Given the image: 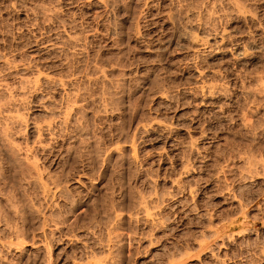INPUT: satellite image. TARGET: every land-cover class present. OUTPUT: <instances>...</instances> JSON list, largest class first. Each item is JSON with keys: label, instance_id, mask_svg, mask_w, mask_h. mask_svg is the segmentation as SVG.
<instances>
[{"label": "rangeland", "instance_id": "1", "mask_svg": "<svg viewBox=\"0 0 264 264\" xmlns=\"http://www.w3.org/2000/svg\"><path fill=\"white\" fill-rule=\"evenodd\" d=\"M238 1L247 15L232 0H0V63L17 64L1 63L8 88L0 106L27 121L6 125L0 113V264L103 263L107 248L114 264H264V0ZM195 20L230 39L196 57L180 38ZM236 46L246 55L236 58ZM38 70L68 83L21 88V77ZM204 82L216 86L213 95ZM73 102L79 108L62 135H42L46 150L33 153L48 185L64 189L47 197L6 139L32 146L30 125L63 117ZM250 155L259 160L252 175ZM154 190L166 194L151 208L157 225L137 209ZM232 216L242 222L226 238L202 242Z\"/></svg>", "mask_w": 264, "mask_h": 264}, {"label": "bare ground", "instance_id": "2", "mask_svg": "<svg viewBox=\"0 0 264 264\" xmlns=\"http://www.w3.org/2000/svg\"><path fill=\"white\" fill-rule=\"evenodd\" d=\"M100 1V0H99ZM104 1V0H103ZM231 2V1H230ZM240 2L241 1H238V0H232V3H233V6L236 8V10L241 14V16L243 15V14H246L247 15V13H245V11H244V7H243V5H245V4H243V5H241L240 4ZM107 3H109V2H107ZM106 4V3H105ZM104 5V4H103ZM247 11V10H246ZM237 12V13H238ZM249 13H250V11H249ZM37 14V13H36ZM245 15V16H246ZM198 16V15H197ZM238 16H239V14H238ZM244 16V15H243ZM239 18V17H238ZM243 18V17H242ZM241 18V19H242ZM248 19V18H247ZM244 20V19H243ZM191 22V21H190ZM189 23V22H188ZM139 24V23H138ZM137 24V25H138ZM207 23H204L203 24V22H201V21H192L188 26H187V28L184 30V31H182V33H181V35H180V38L182 39V40H185V41H187V42H189L190 44H191V46L193 47V53H194V55H196V57H198L199 55H201L202 54V51L204 50L205 51V48L206 47H213V45H221V44H223L224 42L225 43H227L226 41L228 40V39H230V33L226 30V29H223V30H219V31H217L216 29H214V28H212V27H210L209 25H206ZM198 31V32H200L201 33V36H199V34L198 33H195V31ZM113 33L114 34H116L117 36H118V38H119V32H118V30H114L113 31ZM138 33H139V31H138ZM140 35V34H139ZM250 36V35H249ZM67 38H68V35H67ZM87 40V39H86ZM119 40H120V38H119ZM122 40V39H121ZM181 40V41H182ZM68 41H70L71 43H72V45H74V46H76V47H82V44H80L79 42H80V39L79 38H77V36L76 37H73V36H71V35H69V39H68ZM211 41H213V43H215V44H213L212 45V42ZM69 42V43H70ZM250 43V42H249ZM252 43V42H251ZM62 46V45H61ZM222 46V45H221ZM225 46H226V44H225ZM251 46V45H250ZM253 46V45H252ZM219 47V46H218ZM214 48V47H213ZM217 48V47H216ZM221 48H223V46L221 47ZM224 48H226V47H224ZM60 49V48H59ZM208 49H210V48H208ZM220 49V48H219ZM218 49V50H219ZM228 49V48H227ZM226 49V50H227ZM232 49V48H231ZM73 50V49H72ZM75 50V49H74ZM82 50V49H81ZM192 50V49H191ZM233 50H234V52H233V54L236 56V58L237 57H239V56H245L246 55V52L248 51V49L246 50V48L245 47H242V46H236V47H234L233 48ZM232 50V51H233ZM209 51V50H208ZM220 51H222V50H220ZM250 51V50H249ZM216 52H217V49H216ZM216 52H214V49H212V50H210L209 51V53L210 54H214V53H216ZM219 52V51H218ZM228 52V51H227ZM227 52H225L223 55H226V53ZM230 52V51H229ZM222 53V52H221ZM220 53V54H221ZM203 54H204V52H203ZM209 54V55H210ZM4 56V55H3ZM216 56V55H215ZM4 58H6V57H4ZM8 59H4L1 63L2 64H4L2 67H6V69L8 68V69H12V68H15V67H17V64H15V62H13L12 60H9V57H7ZM0 59H3V58H1V55H0ZM0 63V66L2 65ZM96 63V62H95ZM122 64V63H121ZM123 65V64H122ZM30 66V65H29ZM195 67H196V64H195ZM101 68V67H100ZM104 68V67H103ZM106 68V67H105ZM200 68V67H199ZM1 69V68H0ZM7 69V70H8ZM15 69H17V68H15ZM29 69V68H28ZM39 69V68H38ZM194 69V68H193ZM4 70V69H3ZM41 70V69H40ZM29 71H30V69H29ZM32 71V70H31ZM104 71V70H103ZM204 71V70H203ZM202 70H199L198 68H195L194 69V72H195V74H197V75H200V76H203L204 75V72H203ZM36 71H34V73H35ZM101 72H102V69H101ZM105 72V71H104ZM1 73V72H0ZM9 73V72H8ZM33 73V74H34ZM32 74V75H33ZM69 74V73H68ZM103 74V73H102ZM66 75V74H65ZM106 75V74H105ZM5 76V75H4ZM199 76V77H200ZM221 76V75H220ZM29 76H23V77H21V81H19L20 83H21V88L23 87V88H27V89H32L33 90V88L34 89H36L38 86H40L43 82L45 83H50L51 85H53V83H54V86L55 85H58V86H64L65 84L67 85V83H68V80H64V78H54V77H51V75L50 76H48V74L47 75H45V74H43L42 72H40L39 70L36 72V74L34 75V76H32V77H29ZM91 77V76H90ZM104 77V76H103ZM77 78V77H76ZM203 78V77H202ZM108 79V78H107ZM257 81V80H256ZM264 81V80H263ZM207 82V81H206ZM43 83V84H44ZM205 83V82H204ZM210 83H212V82H210ZM40 84V85H39ZM214 87H216V86H214V85H209V84H207V83H205V85H202V87L201 88H206L207 89V92H208V94H212V92H214L213 90H215L214 89ZM8 88V83L5 81V79L3 78V75L1 76L0 75V92H2V91H7L6 89ZM75 88V87H74ZM221 88V87H220ZM26 89V90H27ZM205 89V90H206ZM80 91V90H79ZM164 91V90H163ZM201 91H203L202 89H201ZM21 92V91H20ZM3 93V92H2ZM9 93H11V92H9ZM67 93V92H66ZM206 93V92H205ZM50 95V94H49ZM209 95V96H210ZM213 95V94H212ZM9 96V95H8ZM28 96V95H27ZM111 96V95H110ZM164 96H166V95H164ZM205 96V95H204ZM209 96L207 95L206 97L207 98H209ZM7 97V96H6ZM19 97V96H18ZM44 97V96H43ZM81 97V96H80ZM83 97V96H82ZM210 97H212V96H210ZM9 98V97H8ZM13 98V97H12ZM15 98H17V97H15ZM14 98V99H15ZM76 98V97H75ZM112 98V97H111ZM13 99V100H14ZM73 99V98H72ZM10 100V99H9ZM76 100V99H75ZM113 100V99H112ZM8 101V100H7ZM24 101V100H23ZM66 101V100H65ZM74 101V100H73ZM25 102V101H24ZM2 103V102H1ZM7 103V102H6ZM9 103V102H8ZM11 103V102H10ZM62 103V102H61ZM72 103V102H71ZM82 104V103H81ZM1 105V104H0ZM23 105V104H22ZM78 105V104H77ZM17 107V106H16ZM76 107H78L79 108V106H76V103H74L73 102V104H68L66 107H65V110L64 111H62V113L64 114L63 115V117H62V115H61V113H60V116L58 115V117L60 118V117H62L61 118V120L59 121L58 120V117H57V119H56V116H54L55 118H53L54 119V121H52L51 119H50V117H49V119H50V121L48 122V121H44V123H37V122H35V123H32L31 121V125H30V131L35 135V140H34V142H33V144H32V146H28V145H26V147H21V145H20V147H19V145L18 146H16L15 144L16 143H12V142H10L8 139H6V141H8L9 142V145L11 146L9 149H10V151H9V149H8V151L7 152H10V156H11V154H12V156L14 157V159L16 158H18V160L19 161H21V163H23V165H25V169L27 170V173H29V176L30 177H32L36 182H37V184H39L38 186H40L41 188H42V191H43V194L45 195V196H47V197H54L55 196V194H60V193H62L63 191H64V189H63V186H61L60 185V182H58L57 180H55V181H57V182H54V181H52V182H54V185L53 186H51V185H48V182H46L43 178V175H45V174H43V170H41L40 169V167L38 166V163H39V161L37 162L36 160L37 159H35L34 158V156L35 155H33V153H34V151H36V150H46V146L47 145H45L42 141H43V139H42V135H48L47 137H49V139L50 140H52V139H55V138H57V137H59L60 135H62L61 133L59 134V131H63V128H65V127H67V124L69 123V121H70V114H71V112H73V113H75L76 114V112L74 111V110H76ZM4 108V106H0V113L1 112H7V114H5L4 116V119H5V123L6 122H10V123H12L13 124V126H14V124H17V125H19V126H21V125H25V127L27 126L25 123H27V121L26 120H24V118H23V116H21L20 115V113H13V111H15V110H9V109H3ZM52 108V107H51ZM11 109V108H10ZM47 109V108H46ZM78 110V109H77ZM82 110V109H81ZM104 110H106V108L104 109ZM57 111V110H56ZM60 112V111H59ZM104 112V111H103ZM112 112V111H111ZM72 113V114H73ZM59 114V113H58ZM3 116V115H2ZM28 116V115H27ZM72 116H74V115H72ZM76 116V115H75ZM27 118V117H26ZM73 118V117H72ZM71 118V119H72ZM83 118V117H82ZM48 119V120H49ZM58 120V122H56V120ZM80 119V118H79ZM3 120V119H2ZM46 120V119H45ZM74 120H75V118H74ZM78 120V119H77ZM41 122V121H40ZM77 122H79V121H77ZM81 122V121H80ZM12 124H11V126H12ZM77 124V123H76ZM6 125H7V123H6ZM143 125V124H142ZM141 125V128H139L140 126H137V128L135 129V130H133V134H132V144H133V146H134V143H135V139H136V136H137V134H139V130H141L142 131V129L145 131L146 130V125H144V126H142ZM28 126H29V123H28ZM76 126V125H75ZM78 126V125H77ZM80 126V125H79ZM87 126V125H86ZM5 128V127H4ZM12 128V127H11ZM21 128V127H20ZM29 128V127H28ZM77 128V127H76ZM5 129H8V128H5ZM4 129V130H5ZM26 129V128H25ZM66 129V128H65ZM1 130H3V129H1ZM13 130V129H12ZM22 130V129H21ZM155 130V129H154ZM6 131V130H5ZM29 131V132H30ZM83 131V130H82ZM131 130H129V132H130ZM11 132V131H10ZM26 132V131H25ZM87 132V131H86ZM89 132V131H88ZM132 132V131H131ZM5 133H7V132H5ZM20 133V132H19ZM31 133V134H32ZM65 133H66V131H65ZM68 133V132H67ZM71 133V132H70ZM73 133V132H72ZM94 133V132H93ZM128 133V132H127ZM4 134V133H3ZM32 134V135H33ZM6 135V138H8L7 136V134H5ZM26 135V134H25ZM79 135V134H78ZM113 135V134H112ZM1 136V135H0ZM4 136V135H3ZM11 136V135H10ZM27 137H28V135H27ZM26 137V138H27ZM131 137V136H130ZM4 138V137H3ZM11 138V137H10ZM77 139V138H76ZM11 140V139H10ZM56 140V139H55ZM62 140V139H61ZM85 140V139H84ZM94 140V139H93ZM195 140V139H194ZM12 141V140H11ZM91 141V140H90ZM191 141V140H190ZM5 142V141H4ZM14 142V141H13ZM79 142H80V140H79ZM83 142V141H82ZM5 145H6V143H4ZM18 144V143H17ZM20 144V143H19ZM22 144V143H21ZM81 144V143H80ZM85 144V143H84ZM92 144L94 145V141L92 142ZM194 144V143H193ZM192 144V145H193ZM8 145V146H9ZM68 145V144H67ZM97 145V144H96ZM98 145H99V143H98ZM118 145V144H117ZM257 145V144H256ZM4 146V145H3ZM8 146H6V149L8 148ZM69 146V145H68ZM72 147L71 148H73V145H71ZM95 146V145H94ZM94 146H92V147H94ZM65 147V146H64ZM70 147V146H69ZM121 147V146H120ZM192 147V146H191ZM256 147V146H255ZM4 148H5V146H4ZM3 148V149H4ZM70 148V149H71ZM114 148V147H113ZM194 148V147H193ZM69 149V148H68ZM70 149H69V151H70ZM107 149V148H106ZM110 149H111V147H110ZM119 149V148H118ZM123 149V148H122ZM71 150H73V149H71ZM75 150V149H74ZM73 150V151H74ZM78 150V149H77ZM113 150V149H112ZM258 150H260V149H258ZM99 151V150H98ZM110 151V150H109ZM108 151V152H109ZM248 151V150H247ZM68 152V151H67ZM97 153V152H96ZM136 153V152H135ZM135 153H134V155H135ZM158 153V152H157ZM246 153V152H245ZM250 153V152H249ZM70 154V153H69ZM201 154V153H200ZM247 154V153H246ZM245 154V155H246ZM109 155V154H108ZM119 155V154H118ZM256 155V154H255ZM260 155V154H259ZM96 156V155H95ZM258 156V155H257ZM261 156H262V154H261ZM80 157V156H79ZM86 157V156H85ZM92 157V156H91ZM135 157H136V155H135ZM247 157V166H246V168H247V174L248 175H252V173L254 174L255 172H257L256 171V164H257V162H259V160L257 161L256 159L254 160L253 158L255 157H251V155L250 156H246ZM260 157V156H259ZM107 158V157H106ZM260 158H262V157H260ZM259 158V159H260ZM13 159V158H12ZM94 159V158H93ZM10 160V159H9ZM17 160V161H18ZM262 161H264V160H262ZM73 162V159L70 157V158H68V160H67V162H66V169H67V167L68 166H70V165H72L71 163ZM263 164H264V162H262ZM2 165V164H1ZM22 165V166H23ZM43 165V164H42ZM88 165V164H87ZM102 165V164H101ZM184 165V166H183ZM182 165V167L185 169V171L188 169V167L187 166H185V164H183ZM3 166V165H2ZM2 168V167H1ZM22 168V167H21ZM24 168V167H23ZM182 168V169H183ZM258 168V167H257ZM91 169V168H90ZM2 171V170H1ZM246 171V170H245ZM255 171V172H254ZM45 172V171H44ZM69 172V171H68ZM183 172V171H182ZM11 173V172H10ZM18 173V172H17ZM22 173V172H21ZM24 173V172H23ZM22 173V174H23ZM50 173V172H49ZM71 173V172H70ZM246 173V172H245ZM263 174H264V171H263ZM24 175V174H23ZM50 175V174H49ZM246 175V174H245ZM19 176V175H18ZM29 176H28V178H29ZM51 176V175H50ZM49 176V177H50ZM57 176V175H56ZM81 176H84L83 174L81 175ZM254 176V175H253ZM253 176H251V177H253ZM2 177V176H1ZM24 177H26V174H25V176ZM243 178H245V177H243ZM247 178H249V176L247 177ZM9 179V178H8ZM252 179V178H251ZM48 180H49V178H48ZM61 180V179H60ZM74 180H76V179H74ZM76 181H78V178H77V180ZM6 182V181H5ZM28 182V181H27ZM172 183L171 184H175V182H176V179L175 180H173V181H171ZM177 182H178V180H177ZM51 183V182H50ZM63 183V182H62ZM178 184H180V183H178ZM21 186V185H20ZM172 186H174V185H172ZM19 188V187H18ZM25 188V187H24ZM35 189V188H34ZM66 189H67V186H66ZM188 189V188H187ZM69 190V189H68ZM156 190V189H155ZM154 190V193H151L152 195H149V196H147V197H145V196H140V198H139V200H137L138 201V206L139 207H137V209L138 208H140L141 209V211H143L144 212V215H145V217H146V220H149L150 222H153L154 224H159V223H161V221H159L157 218L155 219V217H153L152 216V213H153V210H154V208H152V207H154V206H156L157 205V203L159 202V200L160 201H164V194L162 195L161 193H158L157 191H155ZM171 190V189H170ZM185 190V189H184ZM39 191V190H38ZM191 191V188H189V192ZM169 193H171V192H169ZM168 193V194H169ZM172 195H173V193H171ZM4 195V194H3ZM14 195V194H13ZM12 195V196H13ZM166 195V194H165ZM2 196V195H1ZM168 196H171V195H168ZM234 197V196H233ZM232 197V198H233ZM36 198V197H35ZM48 199V198H47ZM169 199V198H168ZM3 200V199H2ZM56 201V200H55ZM136 201V200H135ZM137 201H136V206H137ZM30 202V201H29ZM154 202V203H153ZM159 203H161V202H159ZM158 203V204H159ZM164 203V202H163ZM21 205V204H20ZM55 205V204H54ZM113 205V204H112ZM135 205V204H134ZM163 205V204H162ZM240 205V204H239ZM29 206V205H28ZM177 206V205H176ZM1 207V206H0ZM20 207V206H19ZM30 207V206H29ZM162 207V206H161ZM12 208V207H11ZM151 208L153 209L152 211H151ZM20 209V208H19ZM41 209V208H40ZM140 209H139V211H140ZM155 210H156V208H155ZM154 210V211H155ZM160 211V210H159ZM0 212H1V210H0ZM135 212H136V210H135ZM6 213V212H5ZM17 213V212H16ZM74 213V212H73ZM111 213V212H110ZM118 213V212H117ZM116 213V214H117ZM130 213V212H129ZM132 213V212H131ZM156 213V212H155ZM155 213L153 214V215H155ZM159 213V212H158ZM39 214V213H38ZM43 214V213H42ZM75 214V213H74ZM73 214V215H74ZM138 213H136V215H137ZM142 214V213H141ZM241 214V213H240ZM120 216H121V214H119ZM135 215V216H136ZM139 215V214H138ZM157 215V214H156ZM8 216V215H7ZM18 216V215H17ZM117 216V215H116ZM160 216V215H159ZM237 216V215H236ZM6 217V216H5ZM44 217V216H43ZM61 217V216H60ZM111 217V216H110ZM119 217V216H118ZM127 217H128V215H127ZM131 217V216H130ZM134 217V216H133ZM143 217V216H142ZM158 217V216H157ZM244 217V216H243ZM2 218V217H1ZM98 218V217H97ZM113 218V217H112ZM137 218V217H136ZM239 218L240 217H236V218H234L233 216H232V218H230V217H228V219H227V221L226 222H222L223 224H219L218 223V225H216V226H210L209 228H208V230H206L204 233H203V235H202V237H203V240H202V242L204 241V242H206V244H208V243H210V242H208V241H210L209 239H211V240H213V239H215V241H216V239H223L226 235H228V232H230V230H232V229H234V227L235 226H238L239 225V222H240V220H239ZM8 219V218H7ZM10 219V218H9ZM44 219V218H43ZM165 219V218H164ZM47 220V219H46ZM53 220V219H52ZM118 220H120V218L118 219ZM162 220V219H161ZM226 220V219H225ZM242 220V219H241ZM4 221V220H3ZM44 221H45V219H44ZM62 221H63V223L64 222H67V219L65 220L64 218L62 219ZM62 221H60V222H62ZM70 221V220H69ZM120 221H123V220H120ZM163 221V220H162ZM46 222V221H45ZM59 222V223H60ZM119 222V221H118ZM117 222V223H118ZM242 222V221H241ZM240 222V223H241ZM7 223V222H6ZM58 223V222H57ZM62 223V224H63ZM110 223V222H109ZM115 223V222H114ZM113 223V224H114ZM152 223V224H153ZM163 223V222H162ZM161 223V224H162ZM17 224V223H16ZM15 224V225H16ZM43 224H45V223H43ZM42 224V225H43ZM46 224H47V222H46ZM46 224H45V226H46ZM61 224V223H60ZM66 224V223H65ZM112 224V225H113ZM243 224V223H242ZM8 225V224H7ZM56 225H58V224H56ZM116 225H119V224H116ZM215 225V224H214ZM44 225H43V227H45ZM99 226V225H98ZM8 227V226H7ZM12 227V226H11ZM13 227L16 229L18 226H14V224H13ZM22 227V226H21ZM41 227V226H40ZM118 227V226H117ZM13 228V229H14ZM19 228V227H18ZM46 228V227H45ZM96 228V227H95ZM94 229V228H93ZM118 229V228H117ZM21 230V229H20ZM44 230L45 229H43V232H44ZM119 230V229H118ZM239 230H241V229H239ZM238 230V231H239ZM245 230V229H244ZM18 232H19V230H17ZM116 231V230H115ZM16 232V231H15ZM108 232V231H107ZM110 232V231H109ZM242 232V231H241ZM244 232V231H243ZM22 233V232H21ZM231 233H234V231L233 232H231ZM235 233H237V231H235ZM19 234V233H18ZM18 234H17V237H18ZM110 234V233H109ZM23 235V234H22ZM234 235V234H233ZM239 235V234H238ZM25 236H26V234H25ZM120 236V235H119ZM230 236V235H229ZM228 236V237H229ZM48 237V236H47ZM227 237V238H228ZM232 237V236H231ZM231 237H229V238H231ZM22 238V237H21ZM129 238V237H128ZM226 238V237H225ZM228 238V239H229ZM19 239H20V237H19ZM18 239V241H22V239H25V237L23 236V238L22 239H20L19 240ZM111 239V238H110ZM228 239L226 240V241H228ZM107 240V239H106ZM230 240V239H229ZM232 240H234L233 238H232ZM108 241H110V240H108ZM127 241V240H126ZM131 241V240H130ZM214 241V240H213ZM45 242V241H44ZM113 242V241H112ZM222 242H223V240H222ZM198 243V242H197ZM216 243V242H215ZM218 243V242H217ZM216 243V244H217ZM224 243H225V241H224ZM8 244V243H7ZM24 244V243H23ZM100 244V243H99ZM129 244V243H128ZM205 244V243H204ZM220 244V243H219ZM106 245V244H105ZM109 245V244H108ZM198 245H200V244H198ZM211 245V244H210ZM100 246H102V247H104V244L103 245H100ZM200 246H202V244L200 245ZM205 246V245H204ZM218 246V245H217ZM110 247V246H109ZM50 248V247H49ZM113 248V247H112ZM108 249V251L106 252V253H108V255H109V259H107V256H105L106 257V259H105V257H104V262L103 263H101V261L99 262V258H98V260L97 261H92L91 260V258H92V256L89 258V259H85V263H83V262H80V261H74V263L73 264H114L113 263V261H112V249H110V248H107ZM209 250H210V248H208ZM212 249V248H211ZM211 252V251H210ZM212 252H213V250H212ZM94 253V252H93ZM184 253V252H183ZM185 254H186V251H185ZM185 254L183 255V256H185ZM105 255H107V254H105ZM181 255V257L180 258H182L183 256ZM94 256V255H93ZM216 256V255H215ZM47 258V257H46ZM88 258V257H87ZM95 258H96V254H95ZM76 259V258H75ZM93 259V258H92ZM97 259V258H96ZM95 259V260H96ZM171 259H173V257L171 258ZM94 260V259H93ZM100 260H101V257H100ZM178 260V259H177ZM169 261V260H168ZM73 262V261H72ZM170 263H172L171 261H170Z\"/></svg>", "mask_w": 264, "mask_h": 264}]
</instances>
